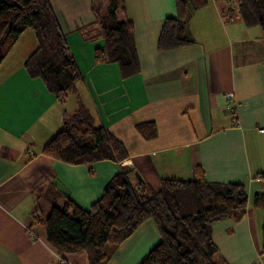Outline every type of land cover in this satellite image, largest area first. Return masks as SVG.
Wrapping results in <instances>:
<instances>
[{
  "label": "crops",
  "instance_id": "1",
  "mask_svg": "<svg viewBox=\"0 0 264 264\" xmlns=\"http://www.w3.org/2000/svg\"><path fill=\"white\" fill-rule=\"evenodd\" d=\"M123 1L134 26L138 72L125 76L118 62L95 59L104 39L92 0H50L83 73L65 102L25 67L38 47L32 29L0 65V264H89L85 251L53 247L32 210L39 204L45 217L67 197L89 207L122 168L131 170L132 184L153 190L163 178H197L198 168L209 182L243 183L246 215L214 223L212 237L229 264H264L263 212L250 207L254 194L264 190L261 29L245 25L221 0H209L188 15L193 42L160 51L158 38L164 20L177 15L176 1ZM80 106L124 143L125 160L74 164L42 152ZM148 122L154 136L139 130ZM159 239L154 222L146 221L106 264H138Z\"/></svg>",
  "mask_w": 264,
  "mask_h": 264
},
{
  "label": "trees",
  "instance_id": "2",
  "mask_svg": "<svg viewBox=\"0 0 264 264\" xmlns=\"http://www.w3.org/2000/svg\"><path fill=\"white\" fill-rule=\"evenodd\" d=\"M175 1L177 15L164 20L158 38L160 51L190 45L193 39L187 31L188 15L209 2ZM92 9L104 39L103 45L95 48V59L118 62L125 76L138 72L134 26L124 1L92 0ZM235 12L245 25L259 26L264 37V0H237ZM26 29H32L38 40V47L25 61L28 73L40 78L58 101L65 102L83 73L50 0H0V65ZM138 126L145 136L155 135L153 122ZM42 152L74 164L102 158L121 162L128 157L124 143L96 125L84 106ZM130 171L122 168L89 207L67 197L62 207L53 205L43 217L38 204L32 214L43 223L47 241L60 251H85L89 264H106L120 243L151 220L160 239L138 264H229L213 240L212 225L246 215L249 195L243 183L209 182L198 168L197 178H163L161 187L153 190L142 183L132 184ZM252 204L263 210V255L264 190L254 194ZM108 242L112 244L110 249ZM216 255L221 262L214 259Z\"/></svg>",
  "mask_w": 264,
  "mask_h": 264
},
{
  "label": "rangeland",
  "instance_id": "3",
  "mask_svg": "<svg viewBox=\"0 0 264 264\" xmlns=\"http://www.w3.org/2000/svg\"><path fill=\"white\" fill-rule=\"evenodd\" d=\"M222 1V4L224 5V9L225 10H227V9H233L234 10V12H235V10L237 9V0H221ZM235 14H236V12H235ZM260 28V27H259ZM251 204V208H253V204L252 203H250ZM260 210H259V212H263V210L261 209V208H259ZM263 214V213H262ZM111 246H112V244L110 243V242H108V244H107V247H108V249H110L111 248ZM221 257H219L218 255H216L215 257H214V259H217L219 262H221V259H220ZM216 260V261H217Z\"/></svg>",
  "mask_w": 264,
  "mask_h": 264
},
{
  "label": "water",
  "instance_id": "4",
  "mask_svg": "<svg viewBox=\"0 0 264 264\" xmlns=\"http://www.w3.org/2000/svg\"><path fill=\"white\" fill-rule=\"evenodd\" d=\"M135 174H136L139 178H141V176L138 174V172H135Z\"/></svg>",
  "mask_w": 264,
  "mask_h": 264
},
{
  "label": "built area",
  "instance_id": "5",
  "mask_svg": "<svg viewBox=\"0 0 264 264\" xmlns=\"http://www.w3.org/2000/svg\"><path fill=\"white\" fill-rule=\"evenodd\" d=\"M226 18H227V19H229V17H228V16H227Z\"/></svg>",
  "mask_w": 264,
  "mask_h": 264
}]
</instances>
